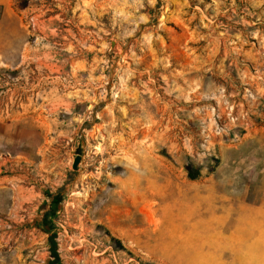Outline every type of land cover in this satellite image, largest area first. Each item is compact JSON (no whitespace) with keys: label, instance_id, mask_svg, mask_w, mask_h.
<instances>
[{"label":"rangeland","instance_id":"rangeland-1","mask_svg":"<svg viewBox=\"0 0 264 264\" xmlns=\"http://www.w3.org/2000/svg\"><path fill=\"white\" fill-rule=\"evenodd\" d=\"M54 244L264 264V0H0V264Z\"/></svg>","mask_w":264,"mask_h":264},{"label":"crops","instance_id":"crops-1","mask_svg":"<svg viewBox=\"0 0 264 264\" xmlns=\"http://www.w3.org/2000/svg\"><path fill=\"white\" fill-rule=\"evenodd\" d=\"M17 191H18L19 197L17 199V202H15V204H14L15 208H19L22 206V204H24L21 202V197L22 196L25 197L26 194L29 192V189H25L22 186H19V188H17Z\"/></svg>","mask_w":264,"mask_h":264},{"label":"trees","instance_id":"trees-1","mask_svg":"<svg viewBox=\"0 0 264 264\" xmlns=\"http://www.w3.org/2000/svg\"><path fill=\"white\" fill-rule=\"evenodd\" d=\"M189 176L192 179H195L197 177V175L195 173H192V172L189 173ZM52 249H53V255L55 256V259L51 262V264H56V263L59 262V254H58V252L56 250L55 244L53 245Z\"/></svg>","mask_w":264,"mask_h":264},{"label":"water","instance_id":"water-1","mask_svg":"<svg viewBox=\"0 0 264 264\" xmlns=\"http://www.w3.org/2000/svg\"><path fill=\"white\" fill-rule=\"evenodd\" d=\"M79 162H80V156H76V158H75V160H74V163H73V167H74V168H77Z\"/></svg>","mask_w":264,"mask_h":264}]
</instances>
